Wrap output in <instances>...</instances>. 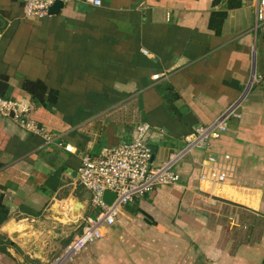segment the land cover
Masks as SVG:
<instances>
[{
	"label": "crops",
	"instance_id": "obj_1",
	"mask_svg": "<svg viewBox=\"0 0 264 264\" xmlns=\"http://www.w3.org/2000/svg\"><path fill=\"white\" fill-rule=\"evenodd\" d=\"M21 1L0 0V77L10 99H29L25 80L52 93L30 117L53 137L44 143L0 115V264H52L63 254L92 213L77 181L81 154L130 140L144 121L160 165L241 93L207 148L176 161L179 182L120 206L99 238L57 264H261L264 27L254 22L256 0H65L42 17L25 16ZM207 153L227 172L220 184L199 177Z\"/></svg>",
	"mask_w": 264,
	"mask_h": 264
},
{
	"label": "built area",
	"instance_id": "obj_2",
	"mask_svg": "<svg viewBox=\"0 0 264 264\" xmlns=\"http://www.w3.org/2000/svg\"><path fill=\"white\" fill-rule=\"evenodd\" d=\"M57 0H22L23 14L29 17H42L48 14L49 7ZM65 1V0H58ZM93 6H98L100 0H83ZM255 25L264 27V0H256ZM157 75H153L156 78ZM241 93L228 107H226L213 121L206 125H196L191 132L183 137V146L177 152L167 155L160 165L152 164V153L147 144L149 124L138 122L130 140L111 147H102L97 153L80 155L76 168L79 185L89 194V205L95 210L94 214L84 217L79 231L66 244L63 254L52 264L70 259L86 244L99 238L102 229L111 225L117 215L118 208L152 191L157 185H168L179 182V174L173 169L176 161L191 149H206L211 134L225 129V120L230 115H236V109L242 98ZM34 104L30 99H10L0 96V115L8 116L24 131L39 136L44 143L52 141L53 134L43 125L30 117ZM65 151L74 152L70 143L57 141ZM227 159V154L220 155ZM202 165H208V171H201L199 177L222 183L227 172L223 169L212 153H207L201 160ZM113 193L112 199L106 203L103 192Z\"/></svg>",
	"mask_w": 264,
	"mask_h": 264
},
{
	"label": "trees",
	"instance_id": "obj_3",
	"mask_svg": "<svg viewBox=\"0 0 264 264\" xmlns=\"http://www.w3.org/2000/svg\"><path fill=\"white\" fill-rule=\"evenodd\" d=\"M22 89L29 94V99L34 105H48L53 101L52 93L49 91L47 96H44L43 85L37 81H24L22 84ZM8 85L6 84L5 77H0V96L8 98ZM264 263V259L261 264Z\"/></svg>",
	"mask_w": 264,
	"mask_h": 264
},
{
	"label": "water",
	"instance_id": "obj_4",
	"mask_svg": "<svg viewBox=\"0 0 264 264\" xmlns=\"http://www.w3.org/2000/svg\"><path fill=\"white\" fill-rule=\"evenodd\" d=\"M140 2V1H139ZM61 5V1H55L53 2V4L49 7L48 9V13L51 12V10H53L55 7H59ZM152 151V150H151ZM113 197V193L109 192V191H104L102 198L106 203H109V201L112 199Z\"/></svg>",
	"mask_w": 264,
	"mask_h": 264
},
{
	"label": "rangeland",
	"instance_id": "obj_5",
	"mask_svg": "<svg viewBox=\"0 0 264 264\" xmlns=\"http://www.w3.org/2000/svg\"><path fill=\"white\" fill-rule=\"evenodd\" d=\"M95 213V210L94 209H92V213L91 214H94Z\"/></svg>",
	"mask_w": 264,
	"mask_h": 264
},
{
	"label": "clouds",
	"instance_id": "obj_6",
	"mask_svg": "<svg viewBox=\"0 0 264 264\" xmlns=\"http://www.w3.org/2000/svg\"><path fill=\"white\" fill-rule=\"evenodd\" d=\"M99 2V0H97V3Z\"/></svg>",
	"mask_w": 264,
	"mask_h": 264
}]
</instances>
